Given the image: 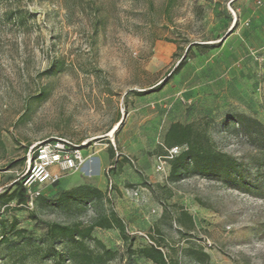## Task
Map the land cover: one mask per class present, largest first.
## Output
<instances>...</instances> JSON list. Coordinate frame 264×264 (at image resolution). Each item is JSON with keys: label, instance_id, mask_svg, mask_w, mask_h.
I'll return each instance as SVG.
<instances>
[{"label": "rangeland", "instance_id": "obj_1", "mask_svg": "<svg viewBox=\"0 0 264 264\" xmlns=\"http://www.w3.org/2000/svg\"><path fill=\"white\" fill-rule=\"evenodd\" d=\"M196 43L216 47L187 52ZM174 122L234 157L238 178L171 179ZM51 138L85 144L88 160L45 195L87 184L103 196L1 200L0 264H85L84 248L51 240L44 222L112 213L127 237L97 227L115 255L96 264H153L137 252L153 240L173 264H203L194 250L209 264H264V0H0V193L24 172L29 148ZM110 144L122 165L111 164ZM84 242L94 258L102 252Z\"/></svg>", "mask_w": 264, "mask_h": 264}, {"label": "trees", "instance_id": "obj_2", "mask_svg": "<svg viewBox=\"0 0 264 264\" xmlns=\"http://www.w3.org/2000/svg\"><path fill=\"white\" fill-rule=\"evenodd\" d=\"M193 47H197L203 51H208L215 48L216 45L213 43H196L191 45L187 52L192 51ZM181 62L182 63L177 67V69H180L186 63L185 58ZM166 81L167 80L163 81L161 84L149 91H141L139 94L144 95L149 92L159 91L166 85ZM165 145L167 148L183 146L181 153L174 156L171 160V179L175 180L180 177L182 173L190 172L205 176L215 175L221 177L226 182H230L231 179H237L240 175L237 160L227 153L216 150L209 137L198 132L192 124H183L181 122L172 123L165 135ZM108 153L111 159V164L119 163L122 165L127 161L126 158H122L121 160L116 157V151L112 144L109 145ZM60 181L48 186L47 188L57 185ZM47 188H45V190ZM45 190L35 199L34 202L43 201L51 205H62L71 200L88 201L94 197L103 196V191L101 189L87 184L76 189L63 191L61 194L52 197L46 196ZM1 200L9 202L15 201L17 205H27L29 196L21 176L8 186L6 192L0 193V201ZM184 215L191 219V216L188 214L184 213ZM44 223L46 235L51 240L62 238L78 242L80 247L84 248V251L77 253L76 255H80L82 262L85 264H96V262L104 256L113 257L115 255L113 250L107 248L100 240L94 238L93 233L97 227H116L120 229L124 238L127 237L124 225L115 213H112L111 216H102L101 218L86 225L80 222L73 224L51 222ZM89 239L93 240L96 245L102 249V252L95 258L91 255L93 250L87 243L85 244L84 242ZM137 252L140 256L150 260L153 264H173V262L168 258L163 245L155 240H153L151 244L140 248ZM194 253L202 260L203 264H209V255L203 250H194ZM57 264H66V260L59 258Z\"/></svg>", "mask_w": 264, "mask_h": 264}, {"label": "built area", "instance_id": "obj_3", "mask_svg": "<svg viewBox=\"0 0 264 264\" xmlns=\"http://www.w3.org/2000/svg\"><path fill=\"white\" fill-rule=\"evenodd\" d=\"M235 0H228L231 5ZM233 14L235 12L231 9ZM83 145H76L66 138H51L32 145L27 153V164L24 172L21 174L23 184L29 196L28 206L33 205L35 199L39 197L50 185L60 181L65 174L80 169L88 157L81 152ZM180 151L179 146L170 148V158L176 156ZM164 161H161L159 168L162 169ZM54 165L59 166L58 172H52ZM138 197L136 190L132 193Z\"/></svg>", "mask_w": 264, "mask_h": 264}, {"label": "bare ground", "instance_id": "obj_4", "mask_svg": "<svg viewBox=\"0 0 264 264\" xmlns=\"http://www.w3.org/2000/svg\"><path fill=\"white\" fill-rule=\"evenodd\" d=\"M114 131H115V130H114ZM112 132H113V131H112ZM112 132H111V133H112ZM113 133H114V132H113Z\"/></svg>", "mask_w": 264, "mask_h": 264}]
</instances>
